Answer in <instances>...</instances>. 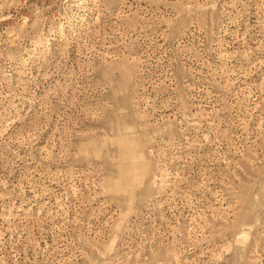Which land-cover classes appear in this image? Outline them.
Segmentation results:
<instances>
[{"label": "rangeland", "instance_id": "obj_1", "mask_svg": "<svg viewBox=\"0 0 264 264\" xmlns=\"http://www.w3.org/2000/svg\"><path fill=\"white\" fill-rule=\"evenodd\" d=\"M0 264H264V0H0Z\"/></svg>", "mask_w": 264, "mask_h": 264}]
</instances>
